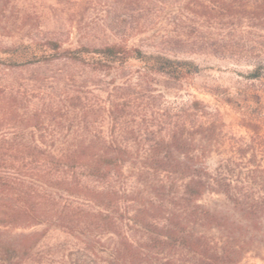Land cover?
Listing matches in <instances>:
<instances>
[{
  "label": "trees",
  "instance_id": "1",
  "mask_svg": "<svg viewBox=\"0 0 264 264\" xmlns=\"http://www.w3.org/2000/svg\"><path fill=\"white\" fill-rule=\"evenodd\" d=\"M77 1L76 44H0V264L51 227L115 264L264 262V92L233 95L250 136L214 169L225 123L200 101L169 117L157 94L199 74L196 56L262 80L264 0ZM61 63L77 71L41 75Z\"/></svg>",
  "mask_w": 264,
  "mask_h": 264
},
{
  "label": "rangeland",
  "instance_id": "2",
  "mask_svg": "<svg viewBox=\"0 0 264 264\" xmlns=\"http://www.w3.org/2000/svg\"><path fill=\"white\" fill-rule=\"evenodd\" d=\"M77 2L79 1L0 0V44L10 46L22 40L49 39L62 41L64 47L76 44L79 36L72 28V24L77 15L83 13ZM150 35L152 32L135 37L128 44L132 47H146L145 39ZM193 59L202 67L199 74L179 84L163 80L157 85V94L161 93L164 97L166 103L162 108L169 109V117L178 111L188 110L192 101H200L209 106L210 111L225 123L221 146L208 160V166L214 169L220 158L235 153L232 147L234 139H248L250 136L247 129L241 126L244 115L233 105L235 102L233 95L246 89L254 92L255 95L262 94L264 78L260 81L246 79L245 75L253 66L244 61L237 64L213 56H196ZM60 69L72 73L77 71L76 68L61 63L42 68L40 73L42 76H49ZM21 76L29 75L24 72ZM132 181L134 182V179ZM217 199L216 196L207 197L206 203L210 204L211 200ZM44 229L45 226L20 229L13 232V236L41 232ZM20 264H115V262L109 251L98 248L90 253L84 249V244L77 237L51 227L38 245L24 256ZM239 264H264V262L250 254Z\"/></svg>",
  "mask_w": 264,
  "mask_h": 264
}]
</instances>
